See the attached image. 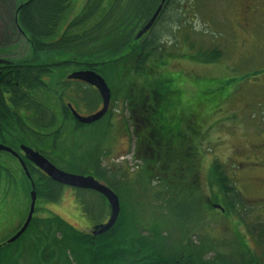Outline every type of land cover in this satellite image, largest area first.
Instances as JSON below:
<instances>
[{
  "label": "trees",
  "instance_id": "16d2710c",
  "mask_svg": "<svg viewBox=\"0 0 264 264\" xmlns=\"http://www.w3.org/2000/svg\"><path fill=\"white\" fill-rule=\"evenodd\" d=\"M70 2L71 0H32L20 11L19 23L33 44V58L38 60L46 56L52 59V56L58 55L60 59H69L67 61L75 59L79 63H102L103 65L97 64L96 67L102 68L106 77L109 74L113 78L116 83L113 92L116 95L125 92L121 86L126 84L129 86L126 95L130 103L129 132L132 130L133 122L142 123L137 120L141 112L139 108L142 102L147 103L144 110L148 116L147 123L161 126L158 128L159 133H156L158 130H153V138L146 137L145 145L148 149L156 150L159 157L154 158L153 154L142 155L145 161L143 163L146 164L142 170L145 169L144 174L146 173L150 185L160 187L154 201L159 202L157 205L162 212L155 220H162L166 224L154 223L148 229L139 225L137 215L132 212L134 208L128 207L130 200L128 189L131 185L128 173L118 171L115 166L112 167L113 170L110 166L107 169L102 168L101 157L105 156L102 144L98 154L92 156L89 154L83 159L82 168L87 175L97 177L119 195L122 204L116 225L103 235L86 234L58 216L38 218L34 215L28 229L16 242L7 244L6 241L0 244V264H177L178 261L179 264H251L253 260L247 254L249 249L246 242H243L233 254H223L218 249L219 246L215 245L217 241L213 240L212 236L209 237V233L205 231H201V241L192 239L197 236L200 228L203 230L204 227L208 231L205 225L206 217L202 212L215 211L214 204L222 206L224 218L233 220L232 216H238L239 223H246L250 234L251 225L237 214L248 210L243 206L242 194L237 190L234 177L228 175L224 165L219 161L213 162L208 172L206 189L210 192V197H203L200 206L198 204L196 191L199 188L197 181L201 156L193 140L196 137L200 138L204 127L201 128L203 125L198 127L195 124L198 117L189 115L188 108H183L186 90L181 86L184 84L182 77H174L166 64L154 60L161 43L158 28L152 33V41L149 40L144 49H139L138 40H135V31L143 22L141 14L138 15L142 10L139 3L89 0L82 14L71 23L70 30L57 43L50 44L49 41L54 40V31L61 23ZM105 3L107 7L102 8ZM119 3L122 4V11L118 9ZM176 11L175 5L169 4L159 23L165 16L170 18L166 21L174 19L175 15L177 17ZM111 17L113 24L107 26ZM90 22H93L92 26L85 30ZM78 28L80 32L75 33L74 29ZM171 33L172 30L168 35ZM120 41L124 46L117 52L103 51L102 46L108 48L107 46ZM127 45L131 46V49L126 48ZM89 46L96 50L94 57L90 55L76 57L75 53H72L78 47ZM218 59L217 55L211 60L214 62ZM129 76L136 79L124 82L123 79H130ZM34 78L36 79V76ZM158 92L160 95L156 97L161 98V102L155 97ZM197 105L203 107L206 104L199 102ZM149 132L150 129L146 131L147 134ZM158 140L160 142H157ZM163 140L170 142V145L160 147L159 144ZM135 147L141 155V141H137ZM140 158L137 155L133 160L140 161ZM185 182L189 183L184 185ZM182 187L186 188V193L182 191ZM36 191L38 197L44 199L48 197L46 193L48 191L50 192L48 198L58 201L62 194V186L41 176L38 178ZM180 192L196 202L191 213L181 209L184 201L181 200ZM167 217H176L179 224L175 226L173 222L169 223V219L165 220ZM22 224L15 234L21 229ZM260 228L264 230V225ZM261 232L258 235H263L264 238V231ZM207 236L209 241L206 239ZM260 244L264 246V241ZM206 250L214 255L208 262L205 257Z\"/></svg>",
  "mask_w": 264,
  "mask_h": 264
},
{
  "label": "rangeland",
  "instance_id": "374dc122",
  "mask_svg": "<svg viewBox=\"0 0 264 264\" xmlns=\"http://www.w3.org/2000/svg\"><path fill=\"white\" fill-rule=\"evenodd\" d=\"M25 1L28 0H8L7 7L11 8L15 4ZM71 2V18L81 15L87 0H71ZM186 6L190 5L177 4L175 20L166 21L169 17L165 16L159 23L157 30L161 33L159 37L161 43L159 52L154 55V60H158L160 64H166L169 68L168 71L173 73L174 77H182L184 84L181 86L186 90L183 108L187 107L189 115L198 117L195 122L198 127L201 125H203L201 128L204 127L200 138L196 137L193 140L195 148L201 156L196 199L200 206L203 197H210V192L206 189L208 187V172L213 162L219 161L224 165L228 175L234 177L237 190L242 194L243 206L248 210L237 214L248 225L253 224L257 226L258 231H264L260 228L264 225V203L255 205L258 197L264 198V22L260 21L255 31L256 38H253L248 46L238 47L237 43H234L235 37L238 38V36L234 34L233 30V16L232 14H227V17L222 15L221 3L212 0L209 3L202 1L194 4L198 14L191 18H187L184 14ZM105 7H107V3L102 8ZM118 9L122 11L121 3H119ZM6 17L9 16L6 15ZM6 17L2 16V19L4 20ZM112 19V17L109 18L107 26H112ZM63 21L58 30L63 27ZM92 23H88L84 29H90ZM168 30H172L170 35H168ZM223 42L228 46L225 56L220 58L222 62L225 60V63L220 60L213 62L211 59L217 55L212 56L210 52L216 50ZM123 46L124 43L120 41L107 46L108 48L102 47L103 51L108 50L114 53ZM0 53L8 60H19L29 58L31 50L21 37L13 36L10 43L2 41ZM72 53H75L76 57L83 55L94 57L96 50L91 46L78 47ZM59 59L60 57L57 55L54 61ZM129 78H125L123 81L129 82V80L136 79L134 76H129ZM107 81L114 89L116 83L109 74H107ZM211 98L214 99L209 102ZM199 102H205L206 105L198 106ZM116 110L119 109L116 108ZM81 112L83 113V111ZM118 113L116 116L119 119L128 121L129 113L127 111L120 110ZM116 119L113 121H118ZM59 125V120L55 119L51 127L33 130L45 136L28 132L31 137L28 139L29 144H32V141L39 142L40 147L53 159L56 166L64 169L68 174L87 175V172L82 168L84 167L83 159H86L89 154L92 156L98 154L99 150L101 151V145L105 140L106 122L102 121L97 125H89L75 130L73 121L67 120L62 134L54 133L55 135H52L51 132L55 129L57 131ZM49 134H51L50 137ZM118 134L120 135L121 132ZM52 138L55 139V143L52 142ZM118 139V144L114 146L113 157L121 155L129 149L124 160L117 161L118 158H114L117 170L128 173L129 181H131L128 189L130 190L128 207L134 208L132 212L137 215L139 225L145 229L154 223L166 224L162 220H155V217L162 212L157 205L159 202L154 201L160 187L150 185L149 180L146 179L145 169L142 170L146 164L133 160L132 143L123 141L121 135L118 136ZM7 140L10 139H6L7 145L14 147V142ZM48 149L50 150L48 151ZM0 157H2V161L6 160L8 163L7 166L0 165L2 167H0L2 179L0 185V244H2L13 237L20 220H25L30 207L31 191L18 163L8 154L2 153ZM104 158L102 168L107 169L110 164L107 162L106 155ZM142 171L143 173H141ZM186 183L189 182L183 184L187 185ZM254 184H257L258 189ZM181 189L185 191L184 193L187 192L186 188L182 187ZM63 191L60 202H51L38 197L35 216L38 218L58 216L79 231L84 230L87 233L91 224L108 218L106 211H104L105 214L100 211V206L104 202L97 194L83 192L87 196L92 194L95 196V200L99 201L92 207V210L87 211L82 208L81 203L76 202L74 189L65 187ZM180 193H182L181 200L184 201L181 204V209L191 213L195 209L196 202L192 201L190 197H185L183 192ZM175 207L176 205L174 209ZM202 214L206 217L205 225L208 231L204 227L203 230L200 228L197 231L199 237L194 236L193 240L201 241V231H205L209 233L208 236H212L213 240L217 241L215 245L219 246L218 249L223 254H233L236 250L238 251L243 242L248 244L247 254L249 256L258 251L249 236L246 223H243L244 225L239 223L238 216H232L233 220H229V218L227 220L219 210L213 212L205 210ZM175 218L167 217L165 220L169 219V223L173 222L174 225H178ZM208 236L206 239L209 241L210 236Z\"/></svg>",
  "mask_w": 264,
  "mask_h": 264
},
{
  "label": "flooded vegetation",
  "instance_id": "af4514ba",
  "mask_svg": "<svg viewBox=\"0 0 264 264\" xmlns=\"http://www.w3.org/2000/svg\"><path fill=\"white\" fill-rule=\"evenodd\" d=\"M7 1L8 0H3V1L0 0V46L2 44V41L10 43L13 36L19 38L21 37L24 40V42L27 44L29 49L31 50V53L29 58L19 59V60L16 59L8 60L5 56H3L2 53H0V137L2 140L0 142V146H3L10 150V151L1 150L0 156L2 153L8 154L12 157L14 161L18 163L20 169L22 170L23 175L27 179L31 194L33 191L36 192V196H37L36 201L38 199V194L36 191L38 178L41 176L47 178L49 177L28 159L23 149H30L40 154L59 170H62L63 172L66 173L68 172L56 166L53 159L47 155L44 149L40 147L39 142L36 143L32 141V144H29L28 139H30L31 137L29 136L28 132H32L37 135H40L37 131L34 132L33 130L34 129L42 130L51 127L55 119L59 120L60 125L57 131L55 129L54 131L51 132L52 135L54 133H56L57 135L58 134L61 135L67 120H72L74 124V129L79 130L82 127L89 125L81 124L75 118L74 113H77L83 118H88L93 115H96L103 109L104 103L97 88L89 85L88 83L82 80L72 79V76L77 73L95 72L105 79L108 87L111 90L112 98L108 112L101 120L95 122L94 124H90V125H97L102 121L106 122V126H105L106 130L104 135L105 140L103 142L104 144L103 152L106 155V158L108 159L107 162L110 164L109 166L112 168L115 166L114 164L116 163V160L117 161L120 159L124 160L125 158L124 156H126V153L129 151V149L127 151L125 150L121 155L116 156L118 158L116 160L114 159L116 157L112 156L114 155V148H115L114 146L118 144L119 141L118 136L120 135L123 138V141L132 143L133 146L132 158L134 160L137 157V155L141 157L140 158L141 162H145L142 159L143 157L142 155L147 156L153 154L154 158L159 157L157 156L156 150L148 149L146 148L145 145L146 137L149 136L153 138L154 137L152 134L153 130L154 131L158 130L156 131V133H159L158 128L161 126V125L159 126V124L147 123L148 116H146V113L144 112L147 103L142 102L141 107L139 108V111L141 112L140 114H138L137 120L138 122H142V123L139 124L133 122L132 130L129 132L128 121L130 118H128V121H125V119H121V118L119 119L116 116L117 114H119L118 112H120V110H124L130 113L129 97L126 96L128 94L127 92L129 86L125 83L126 86H121L125 92L116 95L107 81V77L106 74L104 73V70L102 68L96 67L97 64L103 65L102 63H98V62L79 63L75 59H72L71 61H67L69 59H59L58 61H54L55 57L53 56L52 59H49L46 56H42L43 57L42 59L34 60L33 50H32L33 44L30 43V37L27 35V32L22 29L19 23L20 11L25 5H27L32 0H28L23 3H17L11 8L7 7ZM202 1H208L209 3L212 0H122V2L125 4H130L131 2L139 3L142 9L141 10L142 12L141 11L140 13L138 12V15L141 14L140 16L143 19V22L139 26L137 31H135V40H137L136 37L138 33L153 18L158 8L162 6V11L159 14V17L155 22V24L153 25V27L149 30L147 34H145L142 38L138 40L139 49H144L149 43V40L152 41L151 38L152 33L159 25L160 19L169 4H174L176 10H177V4L185 3L187 5H190V6H186L184 14L187 16V18H191L193 15L198 14V11H195L196 8L194 7V4L201 3ZM214 1L221 3V7H222L221 13L223 16L227 17V14H232L233 16L232 19L234 24L232 22V25L234 27L233 28L234 34L238 36V38L235 37L234 43H237L238 47L248 46L250 41L253 40V38H256L255 31L256 28L259 26L260 21L264 22V0H214ZM88 3L89 0H87V4ZM71 6H72V2L69 3L68 10L64 13L62 17L63 18L62 21L65 20L63 21L64 22L63 27L61 28V30H58L59 26L62 25V21H61V23L57 25V28L54 31V36H53L54 40L49 41L51 42L50 44L57 43L66 34V32L70 30L71 23L80 16L79 15L71 18V14H70ZM6 15L9 17H6ZM2 16L6 18H4L3 20ZM74 32L75 33L80 32V28L76 30L74 29ZM130 47L131 46L128 45L126 46V48H130ZM227 47H228L227 44L223 42L222 45L217 47L216 50L213 49L214 51L210 52V54L212 56L217 54L219 56L218 60L222 62L220 58L225 56V53L227 52ZM222 63H225V60ZM35 76L36 79L34 78ZM157 95L159 97L160 93L159 92L156 93L155 97ZM156 100L160 102L162 101L161 98H157V97ZM116 108H118L119 110H116ZM81 111H83V113ZM113 119H116L118 121L114 122ZM149 129L150 132L147 134L146 131H149ZM120 132L121 134L119 135L118 133ZM51 134H49L48 136L50 137ZM40 136H45V135H40ZM54 138H52V142L55 141ZM6 139H10L7 141H13L14 147H10L9 145H7ZM159 140L157 142L161 141ZM137 141H141V147H140L141 155L136 151L135 146L137 144ZM159 145L160 147H164V146L167 147L168 145H170V142H164L163 140ZM54 147H56L55 144ZM49 150L50 149H48V151ZM1 158L2 157H0V165L7 166L8 165L7 161L6 160L2 161ZM101 159L102 160L105 159L104 156H102ZM260 170L262 171V169ZM84 177H93L100 184L111 189L118 196L121 207L122 203L116 191L108 187L105 183H103L93 175H85ZM1 184H2V179L0 177V185ZM58 185L62 186V194H61L62 197L64 192L63 189L65 187L74 189L75 190L74 196L76 197V202L81 203L82 208L87 211L92 210L93 209L92 207H94L95 204H97L99 201H96L95 196H93L92 194L91 195L88 194L87 196V194L83 192L95 193L103 200L104 203L100 206V211L103 212V214H105L104 211H106L108 213L107 215L108 218L106 217L107 219L101 220V222H96L91 224L92 226H90L88 233L85 232L86 234H94L95 231L94 229L96 227L106 225L109 222L110 219L109 203L103 195L92 190L73 188L61 184ZM254 185L256 189H258L257 184ZM46 193L49 197L50 192L47 191ZM48 197L45 199L51 202H55L50 200ZM60 198L57 202L61 201ZM31 202H30V206H31ZM259 203H264V198L258 197L255 205H261ZM214 206L215 205H213V207ZM216 210H219L221 213H224V211L221 209H216ZM29 211H30V207L28 210V214ZM28 214L26 219L20 222V224L23 223L22 227L24 226L28 218ZM35 214H36V205H35L34 215ZM81 232H84V230ZM261 233L262 232L258 231L255 225L251 224V234L249 232V236L252 238V242H254L258 250L257 252H253L252 254H250V256L248 255L249 257H252L253 262L251 264H264V246L260 244V242L264 241V238L262 237L263 235L261 236L258 235ZM207 250H209V247L207 248ZM207 250L205 252L206 254L205 257H206V261L208 262L212 260L214 255L207 252ZM176 263L179 264V261Z\"/></svg>",
  "mask_w": 264,
  "mask_h": 264
},
{
  "label": "water",
  "instance_id": "95a60500",
  "mask_svg": "<svg viewBox=\"0 0 264 264\" xmlns=\"http://www.w3.org/2000/svg\"><path fill=\"white\" fill-rule=\"evenodd\" d=\"M161 11H162V6L158 8L153 18L138 33L136 37L137 40H139L140 38H142L145 34L149 32V30L153 27V25L157 21ZM72 79L82 80L88 83L89 85L97 88V90L99 91L102 97L103 103H104L103 109L96 115H93L88 118H83L77 113H74L75 118L81 124H85V125L94 124L95 122L101 120L108 112L109 107H110L111 98H112L111 90L108 87L105 79L95 72L77 73L72 76ZM1 150L10 151L9 149L3 146H0V151ZM23 150L26 153L28 159L54 182L64 185V186L73 187V188L92 190V191H95L103 195L106 198V200L109 203L110 219L106 225L98 226L94 229L95 235H103L109 232L115 226L120 216L121 207H120V201H119L118 196L111 189L100 184L93 177L76 176V175L63 172L62 170H59L58 168H56L52 163H50L47 159H45L40 154L30 149H23ZM36 198H37L36 192L33 191L31 194L32 202H31L28 218L24 226L22 227V229L12 239L8 241V244H12L15 241H17L27 230L29 224L31 223L33 219V215L35 212ZM214 208L223 210V208L220 205H215Z\"/></svg>",
  "mask_w": 264,
  "mask_h": 264
}]
</instances>
